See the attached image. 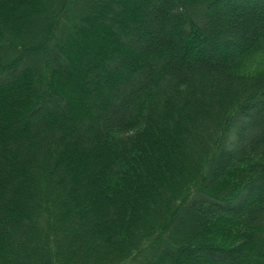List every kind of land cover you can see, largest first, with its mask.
<instances>
[{
    "label": "trees",
    "instance_id": "1",
    "mask_svg": "<svg viewBox=\"0 0 264 264\" xmlns=\"http://www.w3.org/2000/svg\"><path fill=\"white\" fill-rule=\"evenodd\" d=\"M0 264H264V0H0Z\"/></svg>",
    "mask_w": 264,
    "mask_h": 264
},
{
    "label": "rangeland",
    "instance_id": "2",
    "mask_svg": "<svg viewBox=\"0 0 264 264\" xmlns=\"http://www.w3.org/2000/svg\"><path fill=\"white\" fill-rule=\"evenodd\" d=\"M230 13L232 15L234 14V10L231 8L229 9V13H227L228 15L227 14L222 15L223 26L226 30L225 32H228L230 37L233 36V31H238V32H241L242 35H245L246 34L245 29L243 28V26L240 25V23H241L240 22L241 21L240 16L236 15L235 17L234 16L231 17L232 15ZM229 18H231L232 21L229 20ZM250 19H251V15H250ZM254 21H255V19H252L251 24H254ZM248 30H249V28H248Z\"/></svg>",
    "mask_w": 264,
    "mask_h": 264
}]
</instances>
